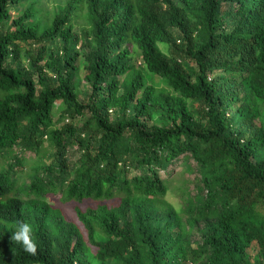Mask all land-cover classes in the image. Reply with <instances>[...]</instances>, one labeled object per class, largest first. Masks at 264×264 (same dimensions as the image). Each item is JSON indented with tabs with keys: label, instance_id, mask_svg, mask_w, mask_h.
<instances>
[{
	"label": "trees",
	"instance_id": "trees-1",
	"mask_svg": "<svg viewBox=\"0 0 264 264\" xmlns=\"http://www.w3.org/2000/svg\"><path fill=\"white\" fill-rule=\"evenodd\" d=\"M26 1L0 0V264H92L89 249L101 264H264V0H70L46 26ZM79 4L85 40L72 28ZM135 45L179 94L157 93ZM180 156L208 190L188 212L217 219L218 241L186 245L174 237L182 214L163 225L152 209ZM56 195L78 223L58 243L40 223L32 255L11 236Z\"/></svg>",
	"mask_w": 264,
	"mask_h": 264
},
{
	"label": "rangeland",
	"instance_id": "rangeland-1",
	"mask_svg": "<svg viewBox=\"0 0 264 264\" xmlns=\"http://www.w3.org/2000/svg\"><path fill=\"white\" fill-rule=\"evenodd\" d=\"M35 2L34 8L37 11V17H39L42 26L49 25L53 19L63 12L67 6H69L70 0H27L24 3V7ZM175 2L184 6L183 0H175ZM197 6H198V2ZM227 6H225L226 8ZM21 8V12H22ZM14 15L17 12H13ZM37 19V18H36ZM34 19L33 22L37 20ZM73 31L78 33L83 40L86 37H90L92 34V25L89 18V10L83 4H79L75 15L72 19ZM223 29V28H222ZM227 31L230 29L226 28ZM63 42L59 39L49 42L48 47L50 51H57L59 46H62ZM91 45L85 44L84 41L81 42L80 46L83 53L88 54L92 52ZM159 49L165 54H169L170 45L168 43H159ZM28 49V48H27ZM27 49L21 51V60L23 65H28L30 62V56ZM133 60L138 69L143 70L145 73L149 74L146 65L143 60L142 52L138 46H133ZM50 71V70H48ZM82 72H80V77L82 79ZM149 83L154 85L157 93L162 97H167L169 95H177L179 92L169 83V80L162 75H151L149 74ZM121 82L126 80V75L119 77ZM80 90V98L85 99L84 84L78 85ZM20 149L16 148V153H19ZM26 157H34L31 152L25 153ZM258 161L264 163V150L258 155ZM189 166L191 169H187ZM169 172L171 174L167 176V173L162 172L164 177L170 179V184L167 193L162 198V200L156 201L155 206L152 209L155 211L156 215L163 220L162 224H170L174 218L173 214L176 216L180 213V224L181 228H176L174 237L181 233L183 236V242L191 247H197L198 245L204 244L209 239L213 241H218L219 237L215 236L213 223L217 219L213 217L206 218H194L189 214L191 208L198 207L202 202L208 199V190L205 186L203 172L199 169L197 162L192 157L180 156V158L174 161L170 167ZM30 178L27 181L30 182ZM48 204L46 207L33 206L34 202L30 203V209L27 210V215L29 219V226L31 227V239L33 235L38 230L40 223L50 224L52 230L54 231L56 240L58 243L60 239H63L65 235H68L78 223L77 213L75 212L74 205L66 202L60 196L49 197L47 200ZM100 201L92 200L88 203L92 207L98 206ZM151 205L147 203V206ZM85 208V205L82 206ZM173 223V222H172ZM176 226V225H175ZM19 227L16 228V231ZM87 240V235L84 236ZM250 256L255 259L259 254V246L255 243L249 249ZM88 259L92 260V264H101L95 260L93 250L89 249ZM205 262V261H204Z\"/></svg>",
	"mask_w": 264,
	"mask_h": 264
},
{
	"label": "clouds",
	"instance_id": "clouds-1",
	"mask_svg": "<svg viewBox=\"0 0 264 264\" xmlns=\"http://www.w3.org/2000/svg\"><path fill=\"white\" fill-rule=\"evenodd\" d=\"M31 227L28 224L21 223L19 229L11 236L12 240L21 243L24 250L32 255L37 252V245L31 239Z\"/></svg>",
	"mask_w": 264,
	"mask_h": 264
}]
</instances>
